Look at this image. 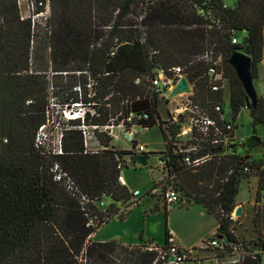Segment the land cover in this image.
<instances>
[{"label":"trees","instance_id":"1","mask_svg":"<svg viewBox=\"0 0 264 264\" xmlns=\"http://www.w3.org/2000/svg\"><path fill=\"white\" fill-rule=\"evenodd\" d=\"M19 1L0 0V264H154L159 249L167 250V226L162 245L91 238L115 216L125 219L128 207L138 202L119 181V164L126 168V160L137 156L135 139L132 149H118L112 135L96 129L102 148L85 152L81 126L111 122L123 123L127 131L136 124L158 126L167 146L160 151L167 176L180 193L178 204L202 205L218 221L210 236L222 234L241 243L255 253L243 264H261L264 161L250 155L259 144L243 139L229 145L226 153L216 149L222 154L199 167L187 165L184 155L174 151L180 125L162 119L152 79L156 70L181 66L190 81L196 80V99L212 108L225 97L211 89L206 75L204 55L213 51L229 78L237 120L247 93L229 58L236 50L250 55L253 77H258L264 0H237L234 7L222 0H49L47 20L35 24L23 17ZM236 36L240 41L233 43ZM59 76L69 78L62 86L60 107L76 105L84 111L83 119L69 118L63 128V153L47 149L38 135L50 121L51 100L58 95L51 79ZM250 112L254 125L264 127V96ZM56 164L66 173L61 180L55 178ZM253 171L259 177L252 218L261 242L256 251L235 234L230 218L241 182ZM104 198L111 202L103 210L99 203ZM167 220L168 209L166 225Z\"/></svg>","mask_w":264,"mask_h":264},{"label":"built area","instance_id":"2","mask_svg":"<svg viewBox=\"0 0 264 264\" xmlns=\"http://www.w3.org/2000/svg\"><path fill=\"white\" fill-rule=\"evenodd\" d=\"M19 3L21 7L23 5L27 7L28 14H23V17H30L33 24L36 22L44 23L50 14L51 7L49 0H20ZM239 41L240 39L237 36L233 38V43H238ZM204 58L209 64L206 75L211 83V89L213 91H223L225 95L224 100L221 103L215 104L212 108L202 105L199 99H196V80L190 81L184 74L181 66H175L168 70H156L152 79V88L158 93L159 98L165 99L167 103H170L168 100L169 93L181 77L185 76L190 82L191 92L183 93L181 96L178 95L180 98H177L178 96L170 98L171 104L173 105L167 108V117L165 120L170 124L176 123L180 125V130L176 134V140L173 142L177 148L174 151L177 154L184 155V162L195 168L220 156L222 153L217 152L216 149L224 150V153H226L229 145L239 144L243 141V139L238 138L235 134L237 120L233 114L231 100L226 96L227 88L229 91V78L223 69L219 67V61L215 58L213 51L207 52ZM139 81L140 79L137 80V82ZM246 105L245 107L247 108ZM79 116L82 119L84 118L83 115ZM74 117L78 116L69 110L67 118ZM131 119L132 115L127 120L131 121ZM119 126H124V124L120 123L116 125L114 122L105 126L83 124L81 127L85 137V152L88 150L96 151L88 148L90 139L94 138L97 141L94 133L96 129L106 131L114 136V131ZM44 127L42 126L40 130L43 131L45 129ZM42 128L44 129L42 130ZM55 151L57 153H63L61 139ZM150 151L145 144L140 143L135 147L136 155L145 154ZM165 164V159L160 158V165H162L163 170L168 175ZM119 167L122 168L119 181L125 184V178L122 173L124 169L123 163H120ZM244 169L248 171L249 167H245ZM53 170L57 180H61L66 176V173L59 164H56ZM158 189L168 207L180 202V193L172 184L162 183ZM230 218L232 220L237 219L233 213H231ZM202 248L213 252L212 259L216 260V264H243L246 256H255V253L246 251L241 243L229 241L222 234L219 236H206L202 240ZM159 250V259L154 264H179L194 258L191 249L180 247L178 244L173 243L171 238L170 246L167 250ZM172 256H174V260H171Z\"/></svg>","mask_w":264,"mask_h":264},{"label":"rangeland","instance_id":"3","mask_svg":"<svg viewBox=\"0 0 264 264\" xmlns=\"http://www.w3.org/2000/svg\"><path fill=\"white\" fill-rule=\"evenodd\" d=\"M226 5L228 6H235L237 0H222ZM23 14H28L27 7L23 5ZM240 36H244L243 33L240 34ZM52 85L54 88V92H57L58 95L54 96L51 100V106L50 110L48 112L50 121L48 122L47 126L43 131L40 130L39 137L40 139L46 140V148H52L57 149L63 128L67 125V114L68 111H72L73 114L79 116L83 115L84 111L80 106H72L70 108H61L59 101L62 99V96L60 95L62 91V86L66 84L69 81V78L66 76H59L56 79L52 78ZM254 85L257 90L258 96L261 97L264 95V62L260 65V73L259 77H257L254 80ZM53 89V88H51ZM181 96V95H180ZM178 96L177 98H180ZM227 98L229 97V91L227 88L226 92ZM170 103H167L165 99H161V102L159 104V111L161 113V116L163 119L167 116V108L173 104H171V99L168 98ZM69 109V110H68ZM237 128L235 130L236 135L239 137H243L244 139L251 138L253 135L259 136L262 141L264 140V127L262 124L254 125L253 118L250 112L249 108L243 107L239 115L237 117ZM137 127H141L138 124L132 127L130 131H135ZM116 135L118 137H115L113 140V143L116 147L122 148V149H132V137L134 139H137L139 143L145 144L149 149H151L152 153L149 154V160L146 165H142L139 163H136V158H131V160H126V164L128 167L123 169V175L128 180V186L129 188L137 193L140 192V197L145 196L146 193H148L151 188L153 187H160L162 183H171L174 184V180L169 178L167 175H164L163 178H159L160 175V169L163 170L162 165H160V158L162 159V152L166 150V143L162 134V131L159 127H152V128H145L142 130L136 131L132 136L131 139L127 137V130L125 126H122L121 129H116L115 131ZM49 136L46 138V136ZM138 143V142H137ZM88 148L92 150H100L102 148V145L98 144L96 140L90 139ZM251 159L252 160H263L264 161V145L259 144L255 148H253L250 151ZM254 176H256V172L253 171L251 175L245 179L242 180L240 191L238 194V198L240 199L239 202H236V208L238 206H242L243 211L240 215H237L235 213L236 208L232 212L234 216L237 218L236 220H233L232 226L234 227V232L237 236H239L241 239L248 241L254 244L253 251H256L259 248V245L261 242L257 240V233L254 230L252 218L254 214L253 210V203L255 202V195L252 196L249 191H251V180L254 179ZM159 178V179H158ZM174 181V182H173ZM248 186H250V189L248 190ZM153 186V187H152ZM155 187V188H156ZM154 197H158L160 199V191L158 189L157 192L152 193ZM183 195V194H182ZM184 198V196H183ZM110 200L107 199L106 203H99L100 207L105 209L109 206ZM149 204V200L145 199L143 202L139 205V207H135L132 212H130V219H129V228L134 229L138 222L142 219L143 210L147 208V205ZM182 207V208H180ZM169 218L170 221H186L189 224H192L194 226H197V224H201L204 221H215L214 218H210L211 216L207 215L203 208L199 206L198 204H189L188 202H184L181 206L180 204H173L169 206L168 209ZM203 211V212H202ZM148 220L146 223L152 228V232L154 236L159 240H161L160 235L162 234L163 227L161 226V217L159 216H152V217H145ZM113 225L108 226L107 229L112 230ZM158 244V243H157ZM161 245V244H158ZM198 247V246H197ZM261 264H264V255L262 257Z\"/></svg>","mask_w":264,"mask_h":264},{"label":"crops","instance_id":"4","mask_svg":"<svg viewBox=\"0 0 264 264\" xmlns=\"http://www.w3.org/2000/svg\"><path fill=\"white\" fill-rule=\"evenodd\" d=\"M226 6H228V5H226ZM230 7H234V6H230ZM263 62H264V53H263V60L258 64V73H260V65ZM258 77H259V74H258ZM263 96H261V97H263ZM134 126H133V128H134ZM121 127L122 126H119L116 129H121ZM154 127H158V126H154ZM116 129H115V131H116ZM142 129H145V128L144 127L143 128L137 127L135 129V131H132V130L127 131L126 135L129 134L128 138L131 139V136L136 131L142 130ZM115 131H114L113 140L115 137H118V135H116ZM235 134H236V132H235ZM237 137L244 139L243 137H239V136H237ZM133 139H134V137H132V140ZM113 140H112V143H113ZM135 140L138 142L137 144H140L137 139H135ZM96 142L100 145L98 140ZM115 148L122 149L119 147H115ZM148 160H149V155H148ZM160 172L161 173L159 175V178H163V176L166 175V172L162 169H160ZM124 178H125V184L128 186V184H129L128 180L126 179L125 176H124ZM258 179H259V177H258V175H256V176H254V179L251 180V183H250L251 191H249V192H250V194H252V196H254L256 194ZM247 187L249 190L250 186L247 185ZM158 188L159 187H156L153 190L151 188V190L148 193H146L145 196H143V197H140V192L137 191V193H135L130 189L134 193L133 200H135V201L137 200L138 202L134 203L128 207V209H127L128 214L126 215L125 219L120 220L118 216H115L109 222L102 225L97 230V232H95L92 235V237H91L92 240H94V241L117 240V241H119L125 245L139 244V243H145V242L150 243V242L154 241L155 243L162 245L164 243V240H165V228L167 226V228L170 232V235H171L172 242L178 244L180 247H182L184 249H191L193 252V257H194L193 259L186 260V261L181 262L179 264H216V260L212 259L213 252L208 250V249L202 248V240L206 236H210L218 227V221L215 219V217L213 215L209 214L202 205L198 204L199 206H201L203 208L204 212L207 215L211 216L210 218H214L215 221H204L201 224H197V226H194L192 224H189L186 221H172V220L170 221V218H169L170 215L168 213V220H167V225H166L165 210L169 209V207L166 205L164 199H162L160 194H159L160 199H158V197H154L152 194L154 192H157ZM107 199H109V198H104L102 200V202L106 203ZM145 199L149 200V204L147 205V208L143 210V214H145V215H142V219L138 222L137 226L134 229H130L129 228L130 212H132L135 207H139V205ZM109 200L111 202V199H109ZM239 201H240V199L238 198V195H237L236 202H239ZM191 203L197 204L196 202H189V204H191ZM122 204H123L122 202H119L117 204L120 207V211L124 210V205H122ZM254 204H255V202L253 203V206H254ZM155 208H156V210H155ZM180 208H182V207H180ZM101 209H103V208H101ZM155 215L161 217L160 223H161V226L163 227V230H164V231H162V234L160 235V237H161L160 242L156 238V236H154V234L152 232V228L146 223L148 218L147 219L145 218V217L150 218V217L155 216ZM110 225H113L115 227H113L112 230H109L107 228ZM194 248H199V249L195 250Z\"/></svg>","mask_w":264,"mask_h":264},{"label":"water","instance_id":"5","mask_svg":"<svg viewBox=\"0 0 264 264\" xmlns=\"http://www.w3.org/2000/svg\"><path fill=\"white\" fill-rule=\"evenodd\" d=\"M229 62L236 70L238 78L242 82L244 90L247 93V108L250 109V107H255L257 105L259 96L254 85L255 78L253 77L251 70L252 57L241 50H236L231 54ZM191 91L192 88L189 80L185 76H183L177 82L173 90L169 93L168 97L174 98L178 95H181L183 93H189ZM127 137H129V134L127 135ZM251 138L254 139L258 144L262 143V139L259 136L253 135ZM147 161L148 155L139 154L136 157V162L139 164L145 165ZM242 211V206H238L235 210V213L237 215H240ZM171 260H174V256L171 257Z\"/></svg>","mask_w":264,"mask_h":264}]
</instances>
